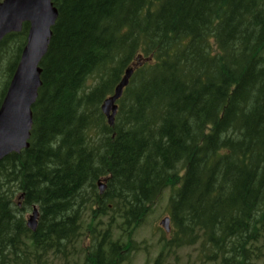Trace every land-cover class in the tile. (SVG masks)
Wrapping results in <instances>:
<instances>
[{
    "label": "trees",
    "instance_id": "16d2710c",
    "mask_svg": "<svg viewBox=\"0 0 264 264\" xmlns=\"http://www.w3.org/2000/svg\"><path fill=\"white\" fill-rule=\"evenodd\" d=\"M55 2L31 145L0 161V264L74 248L88 194L93 223L110 206L116 215L82 264H119L126 245L110 228L135 229L168 187L164 251L200 243L218 264L250 263L264 243V0ZM151 55L109 127L101 103Z\"/></svg>",
    "mask_w": 264,
    "mask_h": 264
},
{
    "label": "water",
    "instance_id": "95a60500",
    "mask_svg": "<svg viewBox=\"0 0 264 264\" xmlns=\"http://www.w3.org/2000/svg\"><path fill=\"white\" fill-rule=\"evenodd\" d=\"M59 16L53 0H3L0 1V42L10 32H20L24 22L30 29L19 64L10 82L8 91L0 107V159L12 151L19 152L29 146L33 127V110L39 89L42 86L40 63L47 54L52 38V27ZM133 70H128L115 95L108 98L102 109L112 123L117 110L115 101L121 96L129 82ZM112 114L110 115V112ZM38 211L28 221L35 229ZM169 219L163 224L167 229Z\"/></svg>",
    "mask_w": 264,
    "mask_h": 264
},
{
    "label": "rangeland",
    "instance_id": "374dc122",
    "mask_svg": "<svg viewBox=\"0 0 264 264\" xmlns=\"http://www.w3.org/2000/svg\"><path fill=\"white\" fill-rule=\"evenodd\" d=\"M18 47V42L12 43L7 52L0 51V97L2 90L5 87L6 82L10 81L8 63L9 60L15 55ZM16 50V51H15ZM93 82V81H92ZM172 193L171 188L164 191L160 199L153 205L151 212L147 215L146 219L135 229H125L121 228L118 223H116L115 228H112L114 239H124L126 243H132L135 245L128 261L122 264H154L155 259L162 252V238L168 240L172 237L169 233H165L164 228L161 225V221L169 216V199ZM20 193H17L15 198L16 202L19 204L21 202L19 198ZM91 195V194H88ZM93 194L91 195L88 203V207L93 201ZM21 206V205H20ZM87 207V208H88ZM32 208L30 207L28 211L24 212V216L28 219L29 214H31ZM92 214L89 209L86 210L85 221L83 223V228L81 232L82 241L79 245H84V247H89L93 245L94 236L89 230V226L94 227L97 231L104 230L107 225L106 217L97 218V221L102 220L103 224L96 225V222L92 221ZM170 226L173 229V224L170 222ZM125 229V230H124ZM124 230V231H121ZM124 232L126 236H121ZM130 232V236H128ZM165 235V236H164ZM164 236V237H163ZM200 246L190 245L184 246L182 248H167L164 251L163 264H212L205 259V255L202 254ZM31 262L33 264H75V259L70 256V251L67 253H55L50 252L45 254L41 258L39 256L31 257ZM256 264H264V257L258 259Z\"/></svg>",
    "mask_w": 264,
    "mask_h": 264
}]
</instances>
